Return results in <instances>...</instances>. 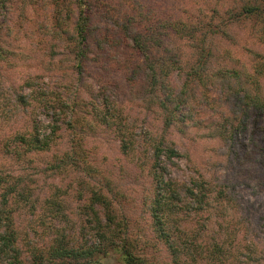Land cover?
Instances as JSON below:
<instances>
[{"label":"trees","instance_id":"obj_1","mask_svg":"<svg viewBox=\"0 0 264 264\" xmlns=\"http://www.w3.org/2000/svg\"><path fill=\"white\" fill-rule=\"evenodd\" d=\"M52 1L49 34L66 51L79 83L93 49H103L92 41L101 0ZM15 2L0 0V61L9 55L2 34ZM115 23L114 36L138 60L128 77L130 90L156 109L161 129L136 131L110 111L109 96L86 102L74 85L58 99L31 85L27 93L0 94L1 113L24 120L14 118L4 136L0 125V264H100L111 253L119 255V264H228L241 255L247 264H263L260 240L255 243L242 226L227 193L196 172L177 174L186 156L168 135L171 129L198 127L195 115L202 106L211 137L228 138L230 147L252 146L257 158L264 156V56L247 50L246 66L229 48L219 52L217 46L218 39L232 46L231 30L238 25L247 26L250 39L262 45L264 0H204L184 20L170 19L156 31L132 17ZM172 37L186 38V53L166 47ZM174 77L179 84L172 83ZM217 85L231 96L225 111L214 113ZM86 88L80 84V92ZM38 100L46 125L34 114ZM103 129L117 137V161H101L87 141ZM37 175L44 180L39 188ZM127 175L142 186L137 198L121 190ZM129 202L139 210L138 220ZM21 213L35 219L33 224L20 223Z\"/></svg>","mask_w":264,"mask_h":264},{"label":"rangeland","instance_id":"obj_2","mask_svg":"<svg viewBox=\"0 0 264 264\" xmlns=\"http://www.w3.org/2000/svg\"><path fill=\"white\" fill-rule=\"evenodd\" d=\"M203 1L101 0L94 10L92 19V25L95 29V36L92 41L94 43L96 41L101 42L100 47L103 49H93L90 54L92 61L89 63V70L76 84V78L70 68L71 63L68 61L66 51H63L60 44L58 46L49 34L51 19L54 11H56L53 1L32 0L22 3L17 0L7 16L5 22L7 28L2 34L3 46L7 48L9 55L7 59L0 61V94H3L1 98L10 95L13 90L20 92L23 90V93H27L28 85H31L35 91L49 92L58 99L59 97L62 98L67 89L73 88L74 85V88H78L80 97L86 102L95 101L98 103L97 100H101L104 95L109 96V102L112 105L110 111L115 113L118 118L130 122L136 131L154 130L159 132L161 125L158 116L155 114L156 109L149 107L147 102L139 99L130 90L128 77L130 72H133L138 60L133 51L129 49L130 47L124 46L122 39L114 36L115 22L132 17L141 26H149L156 31L162 26L160 24L170 19L184 20L185 12L190 13L194 9L200 8ZM168 26L169 24L165 29H168ZM231 31L235 36L233 45L229 44L230 41L224 42V39H218L219 52L222 46L229 48L232 51V57L241 63H246V66L251 59L249 57L251 54L247 50L264 56V43L259 45L257 40L252 41L250 39L252 35L247 26L238 25ZM186 43V38L181 37H172L169 41H165L166 47H172L173 52H180L181 50L186 53ZM219 56L221 57V54ZM140 76L142 75L138 69L137 78ZM171 81L176 85L180 83L177 77L172 78ZM81 83H85L87 88L80 92ZM137 89L139 90L140 87ZM212 92L216 103L214 113L225 111L224 105L229 103L230 91L228 90L224 95L223 86L221 88L220 85H217L216 90ZM221 99L223 100L221 101ZM40 104L41 102L38 100L34 114L43 122V125H46L49 119ZM229 107H231L230 104L226 109ZM201 108L202 106H199V114L195 115L198 127L191 126L184 133L173 129L169 132L168 138L175 142L186 156L180 160L177 174L184 178L186 175L196 172L213 184L217 183L219 188L227 193L232 200V205L236 207V213L238 212L237 215L242 226L249 227L255 243L260 240L261 244L257 251L261 254L264 264V156L257 158L256 152L250 150L252 146L251 148L249 146L248 150L242 148L241 145L230 147L228 145L231 141L228 138L226 141H222L217 135L211 137V128L207 129L210 123H208V119ZM88 111L92 112L93 115L91 116L95 115L93 109L90 108ZM211 115L213 117L212 112ZM211 115L209 113V116ZM14 118L20 120V124L24 122L21 116L6 112V110L4 115L0 110V125L4 129L1 132L2 136L7 134L6 131L13 126ZM260 122L264 128V118ZM87 141L98 150L101 161L107 160L108 163V161H117L121 158L117 137L110 130H99L95 138H90ZM37 177L38 184L36 186L39 188L44 180L39 175ZM124 178L121 190L130 194L129 198H137L136 195L142 189L141 184L137 182V177L133 178L127 175ZM38 192L43 194L45 191L35 189V193ZM129 203H131L132 211L135 213L134 218L138 220L137 213L139 214V210L132 202ZM127 205L129 204L126 203L125 206L127 207ZM236 213L232 216H236ZM17 216L22 224L28 222L33 224L35 220L31 221L29 214L21 213ZM138 224L142 225L143 220L140 219ZM147 233L150 236V233ZM242 234L244 235V231ZM242 234L239 238L242 237ZM244 243L241 242V244ZM244 253L248 254L245 251ZM247 261L249 260L246 255H241L234 263L247 264ZM232 262L228 264H234ZM100 264H119V255L111 253Z\"/></svg>","mask_w":264,"mask_h":264}]
</instances>
